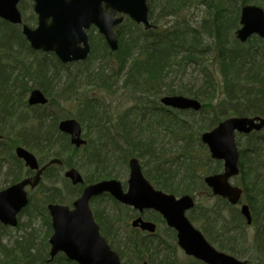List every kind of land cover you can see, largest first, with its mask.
I'll return each instance as SVG.
<instances>
[{"label": "trees", "instance_id": "trees-1", "mask_svg": "<svg viewBox=\"0 0 264 264\" xmlns=\"http://www.w3.org/2000/svg\"><path fill=\"white\" fill-rule=\"evenodd\" d=\"M248 3L249 0H148L150 20L156 29L145 31L126 20L116 29L118 52H110L99 37L101 43L91 42L92 57L66 66L54 55L32 51L20 28L0 20V161L4 162L6 157L13 169H18V175L13 169L7 170V175L14 178L11 185L31 174L24 171L23 163L14 154L17 147H23L37 153L41 165L51 159L62 162L60 167L47 168L43 182L61 176L59 171L63 168L81 170L85 184L117 180L120 176L116 168L125 167L129 159L137 158L158 190L175 196L194 195L203 190L209 193L203 187V176L219 172L221 163L210 160L206 153L198 155L199 158L194 155V145L201 146L200 135L229 117L264 116V43L252 37L246 44H240L234 37L240 9ZM20 9H24L22 4ZM195 10L204 14L196 22L191 17ZM5 32L7 37L3 35ZM209 55H213L210 65L206 64ZM90 59L99 61L96 68L87 67ZM196 66H202L205 78L194 92L184 82L188 69ZM177 75L180 83L174 86L170 77ZM119 82L120 90L126 92L133 105L121 112L114 109L113 113L106 102L117 94L113 88ZM34 89L48 98L46 106H28L27 97ZM175 95L198 100L201 110L174 111L160 104L162 96ZM146 98L154 101L148 103ZM55 106L57 112H49ZM68 107L72 110H67ZM71 118L87 131L84 134L87 145L79 150L58 131L59 122ZM161 131L169 136L167 142L159 141ZM237 146L238 185L244 191L256 229L250 246L241 232L238 238L233 235L237 229L242 230L244 220L238 210L223 200L217 199L230 211L229 227L222 224L221 231H215L219 212L204 211L198 205L189 212L188 219L201 223L202 234L219 251L246 259L248 264L253 261L264 264V130L238 136ZM79 153L82 155L75 163L73 156ZM178 161L186 168L182 182L175 186L174 180L180 174L173 166ZM210 163L213 168L208 167ZM46 190L40 194L44 210L49 203L70 204L82 188L68 183L66 193L54 186ZM35 200L36 196L29 198V205ZM113 203L119 211L124 209ZM96 218L102 236L112 243L118 239L117 254L123 264L146 260L150 263L155 260L156 264H201L193 259L183 263L175 259L178 248L172 230L167 229L173 243L166 246L159 235L147 236L134 230L124 235L112 234L110 219L99 214ZM47 227L50 231V223ZM28 244L18 248L26 264H74L62 255L46 263V251L32 254L33 248Z\"/></svg>", "mask_w": 264, "mask_h": 264}, {"label": "water", "instance_id": "water-1", "mask_svg": "<svg viewBox=\"0 0 264 264\" xmlns=\"http://www.w3.org/2000/svg\"><path fill=\"white\" fill-rule=\"evenodd\" d=\"M21 1L0 0V19L14 26H22V34L32 50L53 54L64 65L87 60L90 54L87 32L92 27L104 38L112 52L119 48L114 28L123 22V16L143 25L145 30L153 28L149 22L147 0H32L37 16L35 29L23 25L18 9ZM235 35L241 43L254 35L264 42V11L256 6L243 7L240 27ZM47 102L40 90L32 91L28 98L30 107L45 106ZM160 103L166 108L179 111L198 112L201 109L197 100L183 96H164ZM263 128L264 118L233 117L201 135V142L207 146L211 159L223 162L222 173L204 179V184L211 189L213 196L225 199L233 206L240 201L241 189L229 183L230 179L239 174V153L235 135H249L260 132ZM58 130L70 137V144L75 148L79 149L86 144L81 137V126L76 120L60 122ZM15 155L35 174L0 191V224L10 228L17 227L18 216L28 205L26 189L33 191L39 185L48 166L61 165L60 160L52 159L40 168L36 157L22 147L15 150ZM128 166L126 192L119 181L104 180L85 186L80 197L72 203V209L57 204L47 206L52 227L47 263L53 261L58 254H63L68 261L76 264H121L118 255L100 235L89 206L91 199L109 194L115 201L131 207L139 214L145 210L158 213L166 226L176 232L177 245L186 256L203 264H246L233 256L218 252L192 226L185 215L194 208L192 197L186 195L176 198L156 191L144 178L137 159H131ZM64 178L73 186L84 184L82 176L75 169L66 171ZM240 213L247 225H250L252 219L246 205L241 207ZM130 226L149 234L156 232V225L144 221L141 216L134 219Z\"/></svg>", "mask_w": 264, "mask_h": 264}, {"label": "rangeland", "instance_id": "rangeland-1", "mask_svg": "<svg viewBox=\"0 0 264 264\" xmlns=\"http://www.w3.org/2000/svg\"><path fill=\"white\" fill-rule=\"evenodd\" d=\"M32 3L33 2L31 0H23V2L21 4L24 7V9L21 10L19 8V10H20V12H21V14L25 20V23L29 27L35 28L37 22H36V16L33 13ZM248 5H255V6H258L264 10V0H249ZM201 11L195 10L192 13L191 17L195 22L199 21L201 19V17L204 16L203 12H201ZM3 35H5V37H7V32L3 33ZM89 37H90L91 42L93 40V42L95 44L101 43V41L99 40V37H101V36L97 33L96 30L89 31ZM103 42L105 43L104 40H103ZM92 46L93 45L91 43V49H92ZM92 51H93V49H92ZM92 56L93 55H91L90 57H92ZM212 56L213 55H209L207 57V59H206L207 63L206 64H208V65L211 64ZM98 63H99V61L91 60L87 64V67L96 68L98 66ZM170 78H172L174 86H179V83H180L179 80L180 79H179L178 75L175 77H170ZM204 78H205V76L203 74L202 66L191 67L188 69V72L186 73L184 83H185V85L188 86V88L192 89L194 92H197L198 87H200V84L204 80ZM181 81H182V79H181ZM120 87H121V84L119 82L117 87L113 88V91L117 92V94L115 96L110 97L108 99V101L106 102V104H109V106L112 108L111 111L113 113H115V110L117 112L125 111L126 109L132 107V105H133L131 98H129L127 96L126 92L121 91ZM152 101H154V99H152V98L147 99L146 98V102L149 103ZM67 110L71 111L72 108L68 107ZM60 111L65 112L63 110H60ZM49 112H51V113L57 112L56 106L52 107ZM83 132H84V134L87 133V131L85 130L84 127H83ZM168 138H169V136L166 133H164L163 131H161V136L159 138V141L160 142L161 141L167 142ZM200 144L204 149L200 145H197V143H196V145H194V150L196 151V153H194V155H197V158H199L198 155L202 156V155H204V153H206L209 156V154L206 150V147L201 142H200ZM178 146H180V144H178ZM31 153H33L38 160H41L40 156L37 153H35L33 151H31ZM81 155H82V153L81 154L79 153L77 156H73V160L75 163L77 161H79V160H77V158ZM4 157H5V155H4ZM174 157H176V155ZM0 158H2V156H0ZM5 158H3L4 162L0 161V191L11 186V182L14 179V178L9 177L7 175V170L9 168L10 169L14 168L13 164H11L10 159L8 162V160L6 161ZM123 167H121V168L117 167L116 168L118 173H119V176H120L119 179H117V180L121 182L124 190H126V188H127L126 182L128 180V177H129V170H128V165L125 166L124 168ZM208 167L213 168L214 165L210 163V165H208ZM185 168H186V166L183 165L180 161L175 163V165L173 166V170L175 172L179 171V173L178 172H176V173H178V175L180 174L174 180L176 183L175 186L179 185L182 182L181 179H182L183 171ZM13 171H14L15 175H18V169H13ZM24 171H26V169H24ZM64 171H65V168H63L62 171H59L61 173V176H57L55 178H53L54 176H52L50 182H45V181L43 182L42 181L43 187L39 186L34 191H32V192L29 191V198H31L32 196L33 197L36 196L37 201L36 200L32 201V204L29 205L28 208H26L24 213L21 215V217L19 219V224L16 228L4 227L5 229L3 230L2 226L0 225V264H26L25 260L22 258V255L20 254L18 248L19 247L24 248L23 247L24 244L26 245L28 243H30L32 248H33V251L31 252L32 254H34L36 252H39L42 254L43 250H45L46 254L48 256V252L50 249L48 241H49V238L52 234V230H51V228H50V231L48 230L47 223H50V218L48 216L46 207H45V210L41 209V207L43 206L42 200H44V199L40 194H41V192L47 191L46 189L49 186H54L58 189H61L62 193H66V189L68 188L69 182L63 178ZM78 171L81 173L83 178H85V176H84L85 174H83V172L79 169H78ZM56 172H57V170H54L52 172V174L55 175ZM143 174H144L145 178L149 181V178L146 175L144 170H143ZM206 175H209V174H206ZM206 175H204L203 178ZM24 178H26V176L21 177L20 180H22ZM238 178H236L234 180L235 185H238V182H239ZM203 187L206 188L205 185ZM77 197H78V195H75L72 198V201H74ZM194 197H195L196 205L200 206V209H203L204 211L215 209V211L219 212L220 216L218 219L216 218L217 225H215V231H219L221 229L222 224L227 226L231 222L230 217H229L231 215L229 209H227L225 207L223 202L217 201V198L212 197L210 195V193L206 192V190L205 191L203 190L201 193H194ZM243 201L245 203H247L246 198H243ZM68 206H71V205L68 204ZM122 208H123V206H122ZM90 209H91V212H92L93 217L95 219V222L97 223L99 228H100V224H98V220L96 218L97 214H99L103 219H106V218L110 219V223L113 224V229L111 230L112 234L124 235L125 233H128L131 230L136 231L135 229L130 227V222H131L132 218H134L136 216V212L131 210L130 208H127V207L126 208L124 207V209H121V211H119L118 209H116V206L114 205L112 199L109 196L104 195L100 198L93 199L90 203ZM238 209H239V206L234 208V210H238ZM197 214H198V212H197ZM144 218L145 219L150 218L149 219L150 221L157 224L158 235L161 237L162 241L165 243L166 246L172 245V243H173L172 234L170 232H168V230H167L168 228L166 227V225L164 223H161L160 220L158 218H156V216L152 212H145ZM213 218H215V216H213ZM192 224L195 226L196 229L201 231V228H202L201 223L192 222ZM230 225H231V223L229 224V226ZM229 226H227V227H229ZM241 226H242V230L237 229L235 232H233V235H235L238 238L237 235L239 234V232H241L243 235L246 236L247 245L250 246V244L252 243V239H253V236H254L256 229L254 226H247L244 221H243V224ZM103 236L107 240L108 244L112 247V249L117 253V249L119 248L118 239H116L112 243L109 238H107L105 235H103ZM174 239H175V236H174ZM224 239H225V237H222L221 241H223ZM174 244L176 245V239H175ZM213 246L216 248V245H213ZM163 254L164 253H161L160 255H163ZM175 259L177 261H179L180 263H183L186 261L187 257H185L183 252L178 249L176 252V255H175ZM153 261L154 262H152V263H150L149 261H147V262L149 264H156L157 261H155V260H153ZM128 262H131V261H128ZM122 263H125L124 260H122ZM54 264H58V263L55 262ZM129 264H131V263H129ZM251 264H257V263L255 261H253Z\"/></svg>", "mask_w": 264, "mask_h": 264}, {"label": "flooded vegetation", "instance_id": "flooded-vegetation-1", "mask_svg": "<svg viewBox=\"0 0 264 264\" xmlns=\"http://www.w3.org/2000/svg\"><path fill=\"white\" fill-rule=\"evenodd\" d=\"M32 175V174H31ZM33 175H34V172H33Z\"/></svg>", "mask_w": 264, "mask_h": 264}]
</instances>
